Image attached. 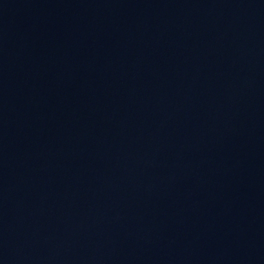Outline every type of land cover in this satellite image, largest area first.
Returning a JSON list of instances; mask_svg holds the SVG:
<instances>
[{
    "label": "water",
    "instance_id": "1",
    "mask_svg": "<svg viewBox=\"0 0 264 264\" xmlns=\"http://www.w3.org/2000/svg\"><path fill=\"white\" fill-rule=\"evenodd\" d=\"M0 264H264V0H0Z\"/></svg>",
    "mask_w": 264,
    "mask_h": 264
}]
</instances>
